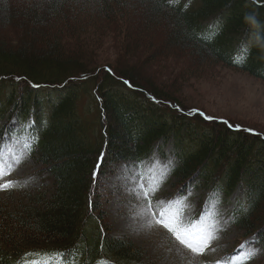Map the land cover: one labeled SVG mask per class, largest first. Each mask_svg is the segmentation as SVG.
Instances as JSON below:
<instances>
[{"label":"trees","instance_id":"16d2710c","mask_svg":"<svg viewBox=\"0 0 264 264\" xmlns=\"http://www.w3.org/2000/svg\"><path fill=\"white\" fill-rule=\"evenodd\" d=\"M87 5L97 11L80 20ZM128 8L135 11L133 18L145 12L144 33L151 26L165 29L158 51L171 46L188 51L196 60L193 71L200 63H221L264 80V0H189L187 5L174 0H0V77L20 86L6 94L0 89V122L9 108L19 120L34 117L25 137H35L31 152L52 179L51 191L27 195L26 203H0V264H24L33 257L26 254L45 252L63 253V264H143L142 247L109 231L94 186L108 166L141 163L156 148L164 154L168 142L175 157L176 196L201 186L230 196L241 187L233 225L245 230L264 255V130L203 109L190 111L171 91L135 75L134 68L96 66L91 49L67 48L64 35L87 40L91 25L97 31L95 14L117 23L114 16ZM17 21L29 38L8 45L3 31ZM137 24L131 33L140 32ZM210 26L215 34L201 38ZM139 45L138 40L133 49H142ZM242 49V62L233 63ZM43 92L48 93L44 99ZM88 95L82 115L80 103ZM12 124L0 128V139L16 131Z\"/></svg>","mask_w":264,"mask_h":264},{"label":"rangeland","instance_id":"374dc122","mask_svg":"<svg viewBox=\"0 0 264 264\" xmlns=\"http://www.w3.org/2000/svg\"><path fill=\"white\" fill-rule=\"evenodd\" d=\"M22 1L26 2L13 0L15 3ZM89 7L87 5L85 9H81L80 20L97 11ZM134 13L129 8L124 14L117 13V16H114L117 17V23H107L106 18L95 14L92 22L97 21L100 26L103 21L104 26L101 28L97 26L98 29L95 31V26L91 25L90 34L85 36L87 40L83 37V43L81 38L64 35L63 38L67 39L70 45L67 48L83 52L91 49L88 55L96 66L109 64L117 68H134L135 75L141 76V79H149L171 91L173 97L179 98L183 106L190 111L203 109L213 116L229 117L234 122L264 130V80L227 68L221 63L213 65L200 63L201 68L198 66V71H193L191 67L197 66L196 60L189 57L188 51L181 52L180 47L174 46H171V50L158 51L164 45L161 43L165 29L160 26H149L151 31L144 33L146 28L143 27L149 24L144 18L145 12H136L134 18L130 17ZM136 22L139 24L140 32L133 30L131 33V26L135 27ZM21 23L17 21L13 28L9 27L3 31L2 38L9 43L8 45L20 43L22 45L25 43L23 39L29 38L26 37L27 31ZM138 40L142 49H133ZM155 44L159 45L156 52ZM80 47H84L83 50H80ZM87 60L88 57L85 59L86 63ZM1 78L2 94L20 89V86H14L10 81ZM47 94L41 93L42 99ZM56 95L53 94L51 97L55 98ZM89 98V95L82 97L79 109L82 115L85 111L82 108L87 105ZM10 110L11 108L9 112L12 113ZM88 116L92 118L93 114ZM22 145L16 141L10 142L6 145L7 148L0 150V153L4 159L11 160L14 154L24 152ZM163 151L164 154H161L156 148L151 157L142 163L122 162L110 165L105 169L107 173L97 179L94 189L95 194L100 197L98 207L105 213L106 225L110 228L111 234L116 237L126 236L137 246L142 247L145 252L143 264H218L223 258L235 255L242 244L250 242L245 236L246 231L233 225L231 214L239 207L243 189L237 188L232 195L223 196L215 190L201 186L187 189V193L176 196L177 186L171 175L172 167L175 165L172 143L164 145ZM25 155L27 158L10 176L0 179V184L15 182L14 187L0 191V203L8 202L13 205L20 201L26 203L27 195L33 196L39 192L52 190V179L35 160V154ZM164 170H167V174L160 182V173ZM157 186L158 190L153 191ZM145 192L149 194L147 197L144 195ZM177 197L184 198L187 205L180 214V221L184 226L198 223L202 219L206 225H215L213 238L202 254L192 253L190 249L175 241L161 225L155 224L163 207ZM149 200L152 205L150 212L147 209ZM160 202H163V205ZM149 224L152 226L149 227ZM252 247L258 249L259 254L250 261V264H264L263 251L255 244Z\"/></svg>","mask_w":264,"mask_h":264},{"label":"snow or ice","instance_id":"6c2138e0","mask_svg":"<svg viewBox=\"0 0 264 264\" xmlns=\"http://www.w3.org/2000/svg\"><path fill=\"white\" fill-rule=\"evenodd\" d=\"M215 26H210L207 35L201 36V38L207 40L214 35ZM244 55H246L245 50H241V55L233 60V63H241ZM203 115V114H201ZM205 119L211 120L212 117L204 116ZM223 123L228 124L227 121ZM232 127L231 125H229ZM237 130L239 126H236ZM251 131V130H248ZM35 142V137H31L30 140H25L22 147L24 152L14 154V157L11 160H6L3 157V154L0 153V179L10 176L12 172L27 158L25 153L30 154L32 143ZM167 174V170H164L160 173V182H162L163 176ZM15 186V182L8 181L3 184H0V191L8 190ZM158 190L157 188L153 191ZM145 197L149 194L144 193ZM163 205V202H160ZM186 202L184 198L177 197L173 201L169 202L167 206H164L163 209L159 212V219L155 220L156 225H161L164 229L170 233L171 237L178 241L180 245H183L185 248L190 249L192 253L197 255L202 254L204 249L208 247L209 241L213 238L212 233L216 230L215 225H206L202 219L198 223L191 224L189 226H184L180 221V214L183 209L186 207ZM151 201H148L147 209L151 211ZM155 215L154 213L152 214ZM152 225L149 224V227ZM254 241L246 242L242 244L240 248L236 251L235 255L226 258L223 262H218V264H250V261L253 260L258 254L259 250L252 247ZM29 256H35L37 258L26 261V264H63L65 261V255L63 253L56 254H26ZM71 264V262H69ZM98 264H104V262H98Z\"/></svg>","mask_w":264,"mask_h":264},{"label":"water","instance_id":"95a60500","mask_svg":"<svg viewBox=\"0 0 264 264\" xmlns=\"http://www.w3.org/2000/svg\"><path fill=\"white\" fill-rule=\"evenodd\" d=\"M146 83V82H145ZM147 84V83H146Z\"/></svg>","mask_w":264,"mask_h":264}]
</instances>
